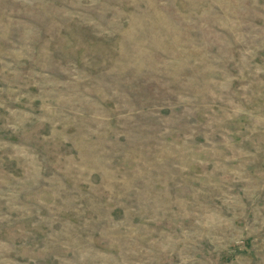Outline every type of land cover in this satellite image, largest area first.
I'll use <instances>...</instances> for the list:
<instances>
[{
    "label": "rangeland",
    "instance_id": "374dc122",
    "mask_svg": "<svg viewBox=\"0 0 264 264\" xmlns=\"http://www.w3.org/2000/svg\"><path fill=\"white\" fill-rule=\"evenodd\" d=\"M0 264H264V0H0Z\"/></svg>",
    "mask_w": 264,
    "mask_h": 264
}]
</instances>
